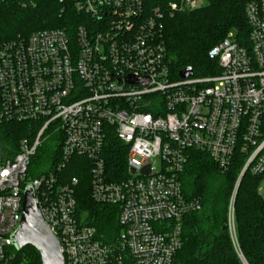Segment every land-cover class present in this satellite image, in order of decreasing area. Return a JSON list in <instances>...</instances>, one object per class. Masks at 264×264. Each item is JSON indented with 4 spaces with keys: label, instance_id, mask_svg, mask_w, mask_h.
Instances as JSON below:
<instances>
[{
    "label": "built area",
    "instance_id": "obj_1",
    "mask_svg": "<svg viewBox=\"0 0 264 264\" xmlns=\"http://www.w3.org/2000/svg\"><path fill=\"white\" fill-rule=\"evenodd\" d=\"M71 1L87 15L74 34L44 29L0 46V123L41 124L36 137L0 150V264H22L13 235L27 186L65 264H126V256L133 264H174L185 216L202 209L181 179L191 150L208 153L222 172L243 153V173L260 177L264 199V0L246 8L247 43L231 32L210 50L219 72L188 78L175 77L170 66L160 8L147 10L145 0ZM204 3L172 1L169 10L195 11ZM53 134L61 137L62 161L55 171L30 176L32 158ZM114 142L126 148L116 177L108 159ZM76 156L88 161L93 199L120 207L114 243H101L79 218V178L62 176ZM235 198L236 189L231 230Z\"/></svg>",
    "mask_w": 264,
    "mask_h": 264
},
{
    "label": "trees",
    "instance_id": "obj_2",
    "mask_svg": "<svg viewBox=\"0 0 264 264\" xmlns=\"http://www.w3.org/2000/svg\"><path fill=\"white\" fill-rule=\"evenodd\" d=\"M178 0H145L147 10L160 8L159 37L167 47L168 60L175 77L187 67L196 76L218 73V62L209 56L210 50L231 32L245 44L250 26L246 8L255 0H205L195 11L170 12L169 4ZM87 17L76 9L71 0H2L0 1V46L18 37H29L33 32L63 28L74 34ZM41 127L36 122L8 121L0 123V150L6 146L17 148L22 139L36 137ZM108 155L110 175L124 171L126 150L112 144ZM246 157L238 152L231 167L222 172L208 153L191 150L181 179L186 194L199 197L202 209L184 218L182 248L174 264H264V199L259 195L260 177L250 170L242 177L235 199V235L230 228V198ZM62 161L61 137L53 134L32 158L29 175L36 177L55 171ZM88 161L76 156L62 170L63 179L77 176L76 188L79 218L96 230L97 239L111 244L120 235V207L96 202L91 194ZM83 216L85 219L83 220ZM28 260L23 262L24 253ZM242 256V257H241ZM17 262L41 264L39 251L28 245L18 250ZM126 264H133L126 256Z\"/></svg>",
    "mask_w": 264,
    "mask_h": 264
},
{
    "label": "water",
    "instance_id": "obj_3",
    "mask_svg": "<svg viewBox=\"0 0 264 264\" xmlns=\"http://www.w3.org/2000/svg\"><path fill=\"white\" fill-rule=\"evenodd\" d=\"M193 73V69L187 67L179 72V76L188 78ZM13 240L18 250L28 245L35 247L40 253L41 264H65L60 240L45 221L32 186H27L24 192L22 218Z\"/></svg>",
    "mask_w": 264,
    "mask_h": 264
},
{
    "label": "rangeland",
    "instance_id": "obj_4",
    "mask_svg": "<svg viewBox=\"0 0 264 264\" xmlns=\"http://www.w3.org/2000/svg\"><path fill=\"white\" fill-rule=\"evenodd\" d=\"M122 148V147H121ZM124 148V147H123ZM125 150H126V148H124ZM161 168V163H158L157 164V169H160ZM245 173H243V168H242V170H241V172H240V174H239V176H238V179H237V182H236V184H235V188H234V190H233V192H232V195H231V198H232V196H233V193H234V191H235V189H236V194H237V192H238V188H239V186H240V183H241V180H242V177H243V175H244ZM91 183V182H90ZM231 198H230V200H231ZM236 199V198H235ZM83 220L85 219V216H83V218H82ZM236 227V226H235ZM236 229V228H235ZM235 229L234 230H231L232 231V233H233V235H235ZM26 255H28V253L27 252H25L24 253V260H23V262H26L27 260H28V257L26 256ZM29 256V255H28ZM242 257V256H241Z\"/></svg>",
    "mask_w": 264,
    "mask_h": 264
}]
</instances>
